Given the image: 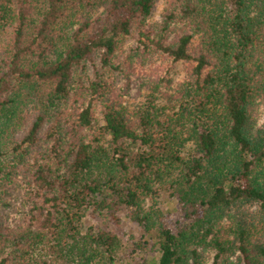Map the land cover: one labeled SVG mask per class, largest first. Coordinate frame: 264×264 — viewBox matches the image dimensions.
<instances>
[{
    "label": "trees",
    "instance_id": "trees-1",
    "mask_svg": "<svg viewBox=\"0 0 264 264\" xmlns=\"http://www.w3.org/2000/svg\"><path fill=\"white\" fill-rule=\"evenodd\" d=\"M156 2L0 0V264H264V0Z\"/></svg>",
    "mask_w": 264,
    "mask_h": 264
},
{
    "label": "rangeland",
    "instance_id": "rangeland-1",
    "mask_svg": "<svg viewBox=\"0 0 264 264\" xmlns=\"http://www.w3.org/2000/svg\"><path fill=\"white\" fill-rule=\"evenodd\" d=\"M165 2L166 0H157L152 22L158 21L161 13L164 10ZM139 71L142 70H137V72L132 75L130 79H126L124 75L118 78V86L123 87L122 93L127 94L129 92L127 96H129L130 98L134 97L137 94L136 90L134 89L138 88V85H140L138 75H142L146 71L147 73H149L148 69H145V72L143 73H139ZM164 201L165 203H163L162 206L171 209L167 220L168 222L173 223L178 217V212L174 211L176 208L178 209V207L170 199H165ZM99 225L101 226L100 222ZM117 234L121 240L122 249H127V252H130V248H132L134 242L138 243V240H141L142 242L144 241L147 244V246H145L142 251L139 252V255H130V253H128L127 255L121 254L119 258L120 264H143L150 256L155 255L156 248L152 246L154 241H152L147 236L137 238V236L140 235V229L137 228L134 224H127L126 226H124V228L118 230Z\"/></svg>",
    "mask_w": 264,
    "mask_h": 264
}]
</instances>
